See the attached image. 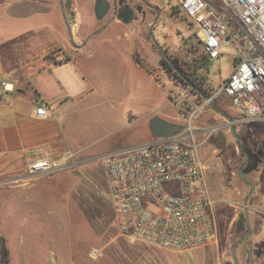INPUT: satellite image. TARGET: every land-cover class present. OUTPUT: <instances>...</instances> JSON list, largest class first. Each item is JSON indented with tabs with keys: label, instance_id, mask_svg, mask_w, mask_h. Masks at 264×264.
<instances>
[{
	"label": "rangeland",
	"instance_id": "374dc122",
	"mask_svg": "<svg viewBox=\"0 0 264 264\" xmlns=\"http://www.w3.org/2000/svg\"><path fill=\"white\" fill-rule=\"evenodd\" d=\"M68 1L70 13L75 17L72 29L77 40L83 39L82 28L85 32L91 28L98 30L111 16L109 7L103 18L96 19L94 0ZM210 1L224 10L219 0ZM0 3H3L0 44L4 46L14 45L21 47L22 52L24 48L30 52L33 47L41 48L43 41H55V31L61 33L57 13L29 15L31 9L39 8L38 3L30 0H0ZM151 6V14L145 20L140 15L128 22L116 17L112 27L92 38L99 45L91 58L81 59L84 85L75 98L76 104L74 98L65 100L67 112L62 120L70 148L79 150L78 162L52 172L57 173L53 180L38 183L22 196L13 190L14 181L0 185V236L8 250V264H234L232 247L245 234L238 230L240 218L229 227V243L214 257L207 258L196 253L203 247L172 253L130 243L117 234L105 170L99 157L151 140L149 122L153 116L183 126L192 116L193 125L206 128L198 135L207 138L202 146V160L212 156L218 160L224 153L234 158L231 170L236 191L240 189L239 194L234 191L239 205L229 213L238 216L242 213L243 198L249 191L237 172L244 162V152L248 155L244 176L260 177L259 182L264 178V120H241L221 91L233 70L235 49L224 44L221 54L209 60L194 41L196 35L201 37L197 23L179 12L176 0L166 6L162 3ZM43 26L50 28L44 39L41 35L35 36ZM229 27L234 28L233 24ZM163 54L175 64L168 67ZM32 57H21L15 54V49L9 55H0V80L21 82L25 79L34 83L39 76L35 68L17 72L9 80L11 72L4 69L5 63L20 65ZM178 66L183 67L190 79L185 76L183 80L175 73ZM229 116L235 122L243 151L230 131ZM216 166L214 170L221 167ZM28 197L31 203L27 202ZM257 227L254 225L253 231ZM254 237L256 234L251 232L236 248L238 264H264V237L258 240ZM87 251H99L106 256L91 260L87 258ZM70 253L79 259L71 261L66 257ZM130 253L139 256L131 257Z\"/></svg>",
	"mask_w": 264,
	"mask_h": 264
},
{
	"label": "built area",
	"instance_id": "2783aa9c",
	"mask_svg": "<svg viewBox=\"0 0 264 264\" xmlns=\"http://www.w3.org/2000/svg\"><path fill=\"white\" fill-rule=\"evenodd\" d=\"M171 1L154 3L168 5ZM176 1L179 12L197 23L201 37L196 35L194 41L209 60L221 54L224 44L233 46L234 67L221 91L241 120H264V0H219L224 10L209 0ZM0 90L12 91L13 83L1 81ZM34 113L47 117L49 110L39 106ZM203 129L193 125L190 116L182 130L167 137H155L99 157L119 236L172 252L217 242L201 179V148L207 138L198 135ZM72 156L68 152L65 158ZM67 167L44 156L27 162L33 176Z\"/></svg>",
	"mask_w": 264,
	"mask_h": 264
},
{
	"label": "crops",
	"instance_id": "0c3cea01",
	"mask_svg": "<svg viewBox=\"0 0 264 264\" xmlns=\"http://www.w3.org/2000/svg\"><path fill=\"white\" fill-rule=\"evenodd\" d=\"M30 1L39 5V8L29 11L30 16H46L52 12L57 13L61 33L55 31L54 33L57 35L55 41H43L42 44L40 43L41 48L33 47V50L30 52L26 48H22L25 51L22 52L21 47L0 44V55H9L10 51L15 49V54L21 57L33 56L20 65L16 63L15 65H7L5 63L4 68L2 63V68L11 72L8 80L11 79V76L14 77V74L17 72H24L25 69L31 67L35 68L39 74L34 83H28L25 79L18 82L15 79L12 81V91L0 90V185L4 186L9 180L14 181L13 190L18 192L19 196H22L26 191L36 188L40 182L53 180L57 175V173L38 176L29 174L27 162L32 157L44 156L53 161L64 162L68 167L71 164H76L80 159L79 150H72L70 148L67 142V134L65 133V124L62 123L67 112L65 100L67 98L75 99L81 93L80 90L85 80V76L80 69L81 61L91 58L94 49L99 45L98 42H93L92 38L101 30L112 27L114 22L117 21V18L113 20L109 18L105 25L95 31H92L91 28L85 32L82 28L81 34L83 39L77 40L75 38L76 34L72 29L75 17L67 16L65 18L63 16L59 0ZM209 2L211 1L209 0ZM3 3H0V6ZM164 6L166 5L164 4ZM49 30L48 26H43V29L37 31L35 36L39 35L38 37H40L41 35L44 39V36L48 35ZM53 61L55 64H53ZM39 106L48 108L49 115L47 117H41L34 113L35 109ZM221 128H223V125H221ZM155 137L153 135V138ZM138 144L142 143L135 145ZM203 151V148H201V153H204ZM68 152L73 153V156L66 159L65 157ZM211 158L204 157L205 161L201 169V179L210 201L209 209L217 229L218 240L214 244L204 246V251H200L203 249L200 248L196 252L200 257L204 258L214 257L229 243L231 238L229 227L236 218H243L246 227L247 224L249 225L252 235L256 234L254 239L258 240L264 237V178L263 182H259L260 177L255 178L250 175L249 179L254 182L255 186L254 192L248 197V220L246 221L243 203L242 213L239 216L236 213H229L231 208L234 209L239 205L235 202L234 191H236L237 187L234 185V172L231 170L234 158L227 157L225 153L220 155L218 160L215 159V156ZM215 165H217V168L221 167L218 170H214ZM240 180L244 184H247L250 190L249 182L243 178H240ZM235 193L239 194L240 189H237ZM247 193L244 195L243 200L247 197ZM28 200L27 202H32L29 197ZM222 225L226 226L225 229H223ZM254 225H258L256 232L253 231ZM255 247L256 243L253 245L252 252H254ZM86 254L87 258L91 260L106 256L99 251L95 254L87 251ZM129 255L131 257L139 256L138 254L131 253ZM66 257L71 259V261L79 259V256L77 257L76 254L71 253ZM108 257L110 256L106 258Z\"/></svg>",
	"mask_w": 264,
	"mask_h": 264
},
{
	"label": "water",
	"instance_id": "95a60500",
	"mask_svg": "<svg viewBox=\"0 0 264 264\" xmlns=\"http://www.w3.org/2000/svg\"><path fill=\"white\" fill-rule=\"evenodd\" d=\"M69 5H70L69 1H66L65 3V13L66 14L69 12ZM109 7H110V3L108 0H95L93 11H94V15L96 19H101L107 13ZM123 21L127 22L125 20ZM228 121H229L228 125L230 128V131L233 133L234 138L237 140V145L239 146L240 149H242V144L239 142V135L237 134L234 128L235 122L230 116L228 117ZM149 128H150V132L156 137H167L176 131L182 130L183 125L170 122L159 116H153L149 122ZM247 162H248V155L244 152V162L237 172H238V176L240 178L245 179L247 182H249V185H250V190L247 193V197L243 200V211H244V217L246 221L248 220L247 219L248 218V206H247L248 197L251 196L252 193L254 192V186H255L254 182L251 179L245 177L243 174V168L245 167ZM246 228H247L246 234L243 237H241L232 247L231 256H232V260L234 264H238L236 256H235L236 248L238 247V245L244 242L251 233L250 227L248 224ZM245 251L248 254L250 250L247 248Z\"/></svg>",
	"mask_w": 264,
	"mask_h": 264
},
{
	"label": "flooded vegetation",
	"instance_id": "af4514ba",
	"mask_svg": "<svg viewBox=\"0 0 264 264\" xmlns=\"http://www.w3.org/2000/svg\"><path fill=\"white\" fill-rule=\"evenodd\" d=\"M108 1H110L109 3L111 7L110 20H113L116 17H118L122 21L125 20L127 22L134 20L139 15L141 19L145 20L146 17L151 14V12L149 11V9L152 7L151 5H156V3H154V0H108ZM65 3L63 4L62 0H59V6L62 9L63 16L65 18L67 16H71L73 18V15L70 13V9L67 14L65 13ZM163 55L165 59L168 61L169 66L171 67L173 65V62L165 54ZM242 151H243V147H242Z\"/></svg>",
	"mask_w": 264,
	"mask_h": 264
},
{
	"label": "trees",
	"instance_id": "16d2710c",
	"mask_svg": "<svg viewBox=\"0 0 264 264\" xmlns=\"http://www.w3.org/2000/svg\"><path fill=\"white\" fill-rule=\"evenodd\" d=\"M165 63L167 64L168 67H170L168 61H166ZM173 63L175 64V61ZM175 73L179 77L183 78V80L185 79V76L188 77L187 76L188 73L181 66L177 67ZM188 78L190 79V77ZM237 223H238V230L246 232V225L242 217H240ZM0 264H8V250L6 249L4 239L1 236H0Z\"/></svg>",
	"mask_w": 264,
	"mask_h": 264
}]
</instances>
